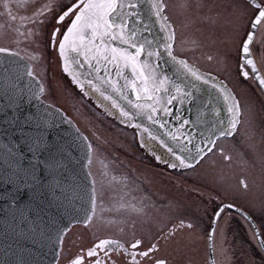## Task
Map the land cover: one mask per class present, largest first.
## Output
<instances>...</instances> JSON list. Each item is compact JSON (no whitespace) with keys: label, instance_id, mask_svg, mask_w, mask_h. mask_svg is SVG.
<instances>
[{"label":"snow or ice","instance_id":"1","mask_svg":"<svg viewBox=\"0 0 264 264\" xmlns=\"http://www.w3.org/2000/svg\"><path fill=\"white\" fill-rule=\"evenodd\" d=\"M30 2L32 0H19L18 6L26 8ZM145 4H147V16L143 10ZM4 7L10 20L15 21L17 17L12 15L9 0H5ZM55 7H58L59 11H55L54 0H49V3L38 7L31 16L20 17V19L39 26H45L47 22L50 25L47 44L53 49H58L64 72L71 76L73 83L82 92H84L86 83L105 100H110L112 107L119 108L120 115L128 120L130 126L141 128L140 124H132V120L138 115H143L150 122L160 123V126L164 127L167 121L161 123L157 114L163 112L165 115H170L172 110L167 105L172 104L177 98H180L182 102L184 98L192 95L190 91H186L172 81L160 68L163 56L166 55L173 64L194 80L203 81L205 84L212 81V87L216 88L223 97L230 114L227 126H224L223 120H219L208 130L207 135L201 132L205 147L199 144L193 145L194 135L185 136L187 143L180 146V151L186 155H176L172 147L161 142L178 161V163L168 162V167L194 168L204 160L208 153L213 152L217 140L234 135L241 122L239 100L226 84L216 82V78L211 73H201L194 66L189 65L187 60L177 57L174 53L176 33L168 22L169 17L165 15L167 5L164 0H67V3H57ZM182 7L187 9L190 5L185 2ZM231 9L229 18L242 19L248 11L251 12L247 24L244 25L239 45L241 61L239 67L244 79L251 76L258 82L259 87L264 88V70L261 67L264 65V0H246L243 5L234 2ZM153 17L156 23H159L161 32L165 34L162 38L150 39L144 35L145 32L151 35L150 21ZM206 19L212 22L210 17ZM5 27V25H0V29ZM233 30L239 31V26L234 24ZM15 31L20 35L25 34L20 33L19 29ZM28 35L40 36L42 33L29 30ZM192 42L197 43L195 40ZM8 51L9 49L0 47V53ZM208 59L212 60L213 57L209 56ZM217 62L222 70L227 71L228 56L226 53L221 54ZM85 67H87L86 73L79 71ZM113 71L116 79L112 77ZM27 74L30 77L33 75L30 68ZM81 77L84 79L82 80ZM121 80L124 82L123 85L120 83ZM126 90L135 94V102L129 99ZM43 92L44 88L41 86L40 93ZM112 93L126 100L131 110H126L118 104ZM84 95H87V92H84ZM36 98L40 99V95L37 94ZM141 101L147 103H141ZM215 114L219 116L218 112ZM188 123V120H184L176 132L169 134L178 145L180 137L185 135L181 129ZM37 128H39L38 123ZM144 131L148 132L151 139H156L147 128H144ZM28 138L39 150L42 137L37 135ZM188 145H193V147L190 148ZM91 147L89 144V150ZM221 155L225 161L232 159L223 152V149H221ZM156 159L159 160L160 157L157 156ZM260 164L264 169V158H261ZM240 184L247 192L248 184L243 180ZM232 207L231 203L224 205L216 213L217 219L224 208ZM96 208V197L93 194L90 198L89 209L85 210L83 219L77 222L86 226L92 224L96 217ZM140 211L142 213V210ZM242 215L246 220L249 219L247 214L242 213ZM110 225H115L120 232H124L127 227L133 231V235L135 234L136 222L134 220L130 224L123 220L111 221ZM184 228L193 229L194 224L185 225L181 220L178 226L161 235L159 239L166 242L174 240L177 231ZM67 231L68 229L65 228L58 233L60 245H63V238ZM214 234L215 227L210 233V239ZM253 235H258V233L254 232ZM159 239L153 237L147 243L143 239L125 242L114 238L99 239L88 247L86 252L79 251L70 254L67 264H167L166 259L157 256L160 251ZM260 244L264 246V240H261ZM57 264H59V254H57Z\"/></svg>","mask_w":264,"mask_h":264},{"label":"water","instance_id":"2","mask_svg":"<svg viewBox=\"0 0 264 264\" xmlns=\"http://www.w3.org/2000/svg\"><path fill=\"white\" fill-rule=\"evenodd\" d=\"M143 10L147 16V4ZM150 25L151 35L145 32V36L151 39L165 35L155 17ZM29 68V64L16 54L0 53V264H54L60 247L58 233L83 219L93 195L92 181L86 170L90 151L85 137L63 112L36 98L37 94H42L41 85L33 75L27 74ZM61 68L63 70L62 61ZM160 68L192 95L182 102L177 98L167 105L172 110L170 115L157 114L161 123L167 121L164 127L143 115L136 116L132 124H140L141 128L130 126L120 115L119 108L112 107L110 100H105L86 83L84 92L87 95H84L71 76L63 72L102 112L120 124L134 128L139 141L155 143L161 148L163 142L172 147L176 155H186L181 153L180 146L187 143L185 136L192 134L195 137L193 145L205 147L200 133L207 135L219 120L227 126L230 119L223 97L212 87V81L205 84L194 80L166 55L160 61ZM79 71L86 73L87 67ZM112 77L116 79L114 71ZM120 83L123 85L124 82L121 80ZM126 94L135 102L134 93L126 90ZM112 95L118 104L131 110L126 100L115 93ZM184 120L189 123L181 129L185 135L180 137L178 145L169 134L176 132ZM144 128L156 139H151ZM37 135L42 137L39 150L28 138ZM166 152L167 160L178 162L175 156ZM222 207L224 205L219 210ZM231 209L241 213L235 207ZM216 218L215 214L210 233ZM247 220L253 224L250 218Z\"/></svg>","mask_w":264,"mask_h":264},{"label":"rangeland","instance_id":"3","mask_svg":"<svg viewBox=\"0 0 264 264\" xmlns=\"http://www.w3.org/2000/svg\"><path fill=\"white\" fill-rule=\"evenodd\" d=\"M249 15H251L250 11ZM215 40L213 42H216ZM197 42L200 46L201 55L206 57L212 53L218 54L220 52L222 54L224 51L221 42L219 44L208 40H197ZM219 56L214 54L212 62H217ZM53 59V64H50L54 65L55 68H33L32 71L43 84L44 92L41 99L64 111L85 134L92 146L91 162L88 163L87 170L93 178L97 208L93 223L87 225L86 228L81 227L82 231L79 232L84 233L82 236L93 239L98 236H115L116 226L110 225V222L117 221L115 217L117 218L122 213L120 212V204L123 201L121 199L125 200L126 198L130 199L131 204L123 207L122 211L126 215L130 213L131 222L133 220L136 222L135 237L146 233L145 228H143L146 224H155L153 219H155L154 215L157 214L162 218V221H157V224L175 226L181 220L184 221L185 225L194 224L193 229H182L172 241L182 240L185 244L197 239L206 240L213 213L226 200L244 211H252L255 214L253 219H256V223L261 225L264 230V200L259 197L261 195L254 189L255 186H251V194L239 191L240 188L238 189L234 184L231 185L233 189L230 190L229 185L225 183L227 181H229L228 183L230 181L235 182L238 177L230 175L231 179H229V173L227 174L223 168L213 167V155L207 158V161L210 160V165L205 164L207 161H203L194 168H184L182 173L169 172L157 167L138 152L134 133L120 127L111 118L104 117L88 103L62 74L56 57ZM203 60V56L198 60L191 59L193 64L204 62ZM228 62H230L229 57ZM261 67L264 70V65ZM205 69L216 71L212 73L222 80L225 77L231 81L230 77L233 76L231 72L234 71L235 73L236 66L235 64L231 66V63H228V69L224 71L217 62L216 68ZM235 86H237L236 83ZM243 91L239 90L238 95L241 97L243 107L251 113L250 115L264 114V110L262 111L261 108L264 106V102L259 99L262 96L254 97L247 92L248 100L246 101L250 102L255 98L256 102L253 105V101H251L249 103L251 106L247 108L243 98L245 96L241 93ZM132 150L136 153L132 154ZM220 160L222 161V158ZM258 164L261 165L260 162ZM261 168L262 166H260L262 177L260 176L259 182H261L260 186L264 188V169ZM253 170V168L247 170L246 174L240 171L239 177L247 176L250 171L249 177L252 181L251 184L254 185V177H257V174H253L251 177ZM148 193L156 197L164 194V198L168 199L166 202L171 201L176 206L168 204L166 214L161 217L160 212L155 207L150 208L147 204L144 206ZM104 205L106 207H103ZM74 233L75 231L71 234ZM225 233L229 235L227 239ZM125 234H128L130 238L134 237L132 230ZM239 235L243 237L239 238ZM215 236H217L218 241L217 264H264V261L258 260L259 249L255 247V239L252 237V231L248 228V223L237 214L222 212L215 224ZM232 236L233 240L238 236V239L235 240L238 243L247 242L248 244L242 261L239 258H234L233 255L229 257V253L232 254L231 251L221 246L223 240L228 241L229 238L232 239ZM186 251L184 249V252Z\"/></svg>","mask_w":264,"mask_h":264},{"label":"flooded vegetation","instance_id":"4","mask_svg":"<svg viewBox=\"0 0 264 264\" xmlns=\"http://www.w3.org/2000/svg\"><path fill=\"white\" fill-rule=\"evenodd\" d=\"M164 2L167 5L165 15L169 17L168 22L173 26L176 33L174 53L177 56L187 60L188 63L205 71L216 72L210 69L206 70L205 68H216L217 62H212V60H209L208 57L209 55L213 56L214 54L218 57L219 55H221V53L219 52V55L217 53H212L206 57L205 55H201L199 43L197 42L196 44H194L192 42L194 40H208L213 42L216 39L215 41L218 42V44L219 42H221L224 46V49H222L224 50L222 54H227L230 61L228 63H231V66L232 64H235L236 66L235 73L234 71L231 72V75L233 76L230 78L232 80L230 81L225 77L224 80L232 89L236 98L240 102L241 122L238 125L234 135L217 140L216 147L213 149V152L208 153V155L201 162L207 161V158L213 155V167L223 168L227 174L229 173V179H231L230 175L238 177L237 181L234 180L235 182L230 181V183H228L229 181H227L225 183L229 185L228 188H230V190L233 189L231 185L234 184L235 187L237 186L238 189L240 188L239 191L245 192L240 184V181L243 180L248 184V190L245 193L251 194L250 188L251 186H255L254 189L260 193L259 195H261L259 197L264 200V188L263 186H260L261 182H259L260 178L262 177L260 175L261 165L258 164V162H260L258 158H264V114L260 113L259 116L250 115L251 113H249L248 110L243 107L241 97L238 95V91H243L244 89V91L241 92L242 95L245 96L243 97L244 101L248 100V92L251 96L254 97H259V95H261L262 97L259 99H262V102H264V92L260 89L257 82L252 79L251 76L248 79H244L241 74V69L239 67L241 63L239 55V45L242 39L244 25H246L248 22L249 11L243 16L242 19H236L235 17L229 18V12H231L232 10L231 5L234 2L243 5L246 0H164ZM185 2L190 5V7H188L187 9L182 7ZM4 3L5 0H0V25L6 26L5 28L0 29V47L7 48L10 51L27 59L31 65V68H55L54 65H51L53 64L54 57H56L58 61V67L60 68L57 49H53L47 44V33L50 25H48L46 22L45 26H39L28 23L27 21H21L20 19V17L31 16L38 7L43 4L49 3V0H32V2H30L26 8L18 6L19 0H9V7L11 8L12 15H15L17 17L15 21L10 20L4 7ZM57 3H67V0H54L55 11H59V8L55 7ZM50 17L51 14L49 15V18ZM207 17H210L212 22L206 19ZM234 24L239 26V31L233 30ZM15 29H19L20 33L25 34L20 35L17 31H15ZM29 30L33 32L39 31L42 33V35H28ZM202 56L204 62H196V64L192 63L191 59L198 60ZM229 68L231 67L229 66ZM235 83L237 84V86H235ZM251 101H253V105L256 103L255 98ZM250 102H245L247 108L248 106H251V104H249ZM261 108L263 111L264 106ZM136 147L138 148V152H140V154L145 159L152 161L157 167L165 169L169 172H183V169L180 167H168L167 163L169 161H166L165 157L160 153L152 152L148 148H146L145 151H142L141 148L137 145ZM221 149H223V152L225 154L232 157L231 161H225L223 155H221ZM134 153L136 152L132 150V154ZM157 156L160 157L159 160L156 159ZM221 158L222 161L220 160ZM205 164L210 165V160L207 161ZM252 168L254 170L251 172V177L253 176V174H257V177H254L255 179L253 182L256 183H254V185L251 184L252 181L249 177L250 171L247 176L243 178L241 176L239 177L240 171L246 174V171L251 170ZM164 196L165 195L163 194V196L156 197L148 193L146 195L147 199L145 200L144 206L145 204H147V206L150 208L155 207L158 212H160V215L162 217V215L166 214V210H168V204H170L171 206H176V204L171 203V201H169V203L166 202L168 199L164 198ZM121 200H123L122 204H120V212L122 213L119 214L117 218L115 217V220H123L130 224V213L126 215V213H123L124 211H122L123 207L131 204L130 199L126 198L125 200ZM224 203L230 202L226 200ZM103 207L106 206L104 205ZM242 211L247 214V216L252 218V220L255 222V227L259 233L260 239L264 240V230L262 229L261 225H258L256 223L257 220L253 219V217H255V214L249 210ZM223 212H231L237 214L231 209H224ZM221 214L222 213H220V215ZM237 215L240 216L239 214ZM154 217L155 219H153V221L155 222V224H146L143 227L145 228L146 233H142L136 237L135 235H133L134 237L132 238H130L128 234H125L126 232H131V229L127 227L125 228L124 232H120L118 228L115 227V236L93 235L95 237L98 236L96 239H93L92 237L84 235L82 236V234L84 233L79 232L82 231L81 227L86 228L87 226H74L66 233L63 238V245H61L59 250V264H67V259L70 254L77 253L79 251L86 252L88 247H90L94 242L98 241L99 239L114 238L121 240V242L132 241L134 239H143L145 243H147L149 240H152L153 237L159 239L161 235L167 233L169 230L173 229L175 226H178L180 224V221H178L179 223H177L175 226H165L157 224L158 222L162 221V218H160V216H158L157 214L154 215ZM150 221L152 222V219H150ZM248 228L250 231H252V237H254L255 239V247L259 249V254L257 255L258 260L263 262L264 255L260 250L259 241H257L256 237L253 235L254 228L249 224ZM74 231L75 233L72 235L71 233H73ZM181 231L182 230H178L176 234ZM240 231L243 232L242 230ZM96 232L100 233L98 231ZM68 234L71 235L68 236ZM208 235L209 229L206 240L197 239L194 241L187 242L185 244L182 240H170L166 242L163 239H159L158 247L160 251L157 253V256L166 259L167 264H217V236H215L214 234L212 236L211 241H209ZM228 237L229 235L225 233V238L227 239ZM242 237V235H239V238ZM237 239L238 236H236L234 240L232 236V239L229 238L228 241L223 240L221 242V246L231 251L232 254L229 253V257H231L230 255H233L234 258H239L241 259L240 261H242L244 259L243 256L245 255V249L248 244L247 242H243L242 244L238 243L237 241H235ZM184 249H186L187 251L184 252ZM55 264H57V260Z\"/></svg>","mask_w":264,"mask_h":264},{"label":"bare ground","instance_id":"5","mask_svg":"<svg viewBox=\"0 0 264 264\" xmlns=\"http://www.w3.org/2000/svg\"><path fill=\"white\" fill-rule=\"evenodd\" d=\"M59 65H61V61L59 60ZM217 80V79H216ZM218 82H223L225 84V82L221 79H218ZM115 120V119H114ZM117 123H119L117 120H115ZM134 129V128H133ZM135 130V129H134ZM136 132V130H135ZM136 137H137V143H138V146L141 148L142 151H145L146 150V146L148 147V149L152 152H158L160 153L161 155L163 156H166L167 154V150L166 148L163 146V148L159 147L157 144L155 143H149V142H146L143 143L141 141H139V137L138 135L136 134Z\"/></svg>","mask_w":264,"mask_h":264}]
</instances>
